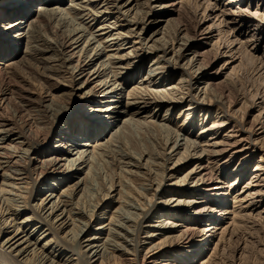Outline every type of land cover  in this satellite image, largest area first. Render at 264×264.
I'll return each instance as SVG.
<instances>
[{
  "label": "bare ground",
  "instance_id": "6f19581e",
  "mask_svg": "<svg viewBox=\"0 0 264 264\" xmlns=\"http://www.w3.org/2000/svg\"><path fill=\"white\" fill-rule=\"evenodd\" d=\"M35 1L40 0H0V48L6 51L5 53H10L14 49L16 54L21 44L25 43L28 48V51H19L21 55L17 57L18 54L15 57L14 63L6 68H0V79L6 80L5 78L8 79L10 74L14 75V72H17V70L14 71L16 67L24 65L23 69L28 67L35 69L26 60L32 57L42 66L41 69L44 72L41 71V76L46 80L45 84H41L39 89L41 91L38 92L40 95L45 93V97L24 88L22 92L21 89L20 92L27 99L25 103L19 100L25 104L24 106L11 103V94L1 91L0 179L3 183H1L2 187L0 186V194L13 193L18 200L24 201L17 200L18 203L26 204L22 206L23 209L25 207L23 211L20 208L8 209V212L0 211V219L4 220L1 223L2 233L5 234V239L0 242V249L4 251L0 253L5 255L8 261L4 264H34L35 261L44 264H96L98 262L99 264H136L137 262L165 264L166 259L171 256L182 260V257H185L183 253H198L201 246L198 239L209 230L207 228L200 230L194 226L213 220L210 214L215 213L216 209L211 202L223 203L221 199L224 200L226 192L221 190L222 182H219V179L231 172L236 174L235 177L238 180L241 177L239 174L247 168L249 162L247 153L256 149L251 145L252 125L246 128L247 130L244 129L248 132L243 130V133H248V137H242V134H239L242 132L240 127L242 126L243 129L245 126L244 124L239 126L241 123L237 121L236 114L231 115L232 106L237 102L238 97L230 91L228 94L224 91L228 77L224 81L219 79V75H223L222 71L226 68L212 71L210 65L201 58L200 48L209 40L206 38L208 31L197 28L199 32H196V29L195 32L198 35L193 32L196 36L190 37V29H183L176 21L177 19L170 17L174 16L173 8L176 6L172 0H147V8H139L136 11L137 0H78L81 4L77 5L75 1L68 0L73 3L70 8L64 7L63 0H43L46 6L33 11L29 8ZM123 1L125 3L122 5ZM206 1L208 6L205 10L208 11L211 8V0H204ZM234 1L237 0H231L230 3ZM99 6L102 7L99 8ZM200 7L202 6L198 2L196 12ZM220 8L219 3H216L211 11H220ZM234 14H236L235 11ZM79 15L90 17L92 21H95L94 17H99L98 21L101 24L99 29L92 32L93 28L78 24L77 20H81ZM115 15H117L114 17L115 22L121 19L119 16H122L125 18L124 23L120 25L113 23L110 17ZM226 20H230V22L227 21L228 24L226 23L228 31L234 32L231 22H237L236 19ZM67 21H71L69 30L66 29ZM83 21L84 19L82 23H85ZM174 25L178 27L172 39L169 37L168 30L172 31L171 28ZM141 26L143 27L140 34L135 32ZM222 31L220 32L224 37ZM40 32L44 33L46 38L43 40L48 41L49 50H41L40 45H35L37 38L35 35H41ZM218 39L222 40V37ZM200 40H203V44L198 48L200 42L197 41ZM125 45L130 47H124ZM137 45H139L138 48H136ZM99 46H102L100 50H98ZM123 52L126 54L121 55ZM160 53L161 56H157ZM246 54L248 55V52ZM152 55V68L156 67L149 72L155 74L151 76L149 73L146 79L138 81L135 73L143 68L145 57ZM18 59L20 60L16 61ZM232 63L226 62L229 66ZM159 70L160 72H157ZM123 72L124 74L126 72V75L121 77ZM177 74L178 81L172 84L171 81H174ZM55 78L62 81H53ZM40 83L43 82L40 81ZM132 83L135 86L127 90L126 87ZM57 101L61 103H56ZM74 103H76L75 108H73ZM7 104H12V110H9ZM78 105L80 107L77 109ZM183 105L187 107L180 112L189 113L186 116L192 130L199 126L196 122L198 116L195 113L197 112L203 111L207 116L212 113L211 117L216 119L212 125H204L205 119L198 120L201 126L200 136L206 139L205 141L199 142L197 139L193 141L189 137L190 132L181 135L168 127L169 113ZM92 106L98 108L94 115L90 114L91 109L87 110ZM152 106H156L153 113L141 116ZM215 107L217 110L214 112L212 109ZM161 109H165L166 115L157 123L154 121V118H157L154 114ZM7 110L11 112L8 117L4 114ZM67 113L73 117L71 122L66 120ZM103 120L106 122L103 123ZM141 122L147 125L153 124L152 127H156V130L161 131L160 133L165 132L170 135L168 137L166 134L168 138L165 137L167 142L165 141L166 144H164V160L162 161L169 163L176 158L174 165L172 167L164 163L155 165L153 163L155 161L142 156L143 154H140V159L135 157L137 154L132 156L130 153H123L121 159L112 157L111 162L116 164L112 165L122 168L121 175L127 174L123 175V178L131 176L132 183L140 181L143 185L139 184L141 187L136 189L120 181L114 186L110 185L109 188L106 186V193L95 199L97 201L92 208L86 212L81 211V194L88 185V183L85 184L88 176L93 174L90 172L92 167L90 163L95 162L96 156L106 159L108 152L122 137L121 134L129 128V124ZM229 125H233V129L228 130L219 140L216 135ZM108 134L110 137L107 139ZM53 138L55 141L51 142ZM158 155L160 157L162 154ZM158 157L156 160H159ZM212 161L223 164V170H219L220 176L216 178L209 171ZM190 164L192 168L185 169L184 172L187 171L182 178H176L182 168ZM153 165L157 172H161V177L157 174V178H161L158 182L153 174V171L156 173ZM83 167L87 168L83 181L81 179L74 185L71 184L72 179ZM257 169L260 170L256 171H264V169L261 170L262 168ZM123 178L121 177V180ZM173 179L178 180L173 181ZM166 180L167 182H164ZM47 181H52V184ZM65 182L68 189L58 196H53L54 188ZM124 182L127 181L124 180ZM117 185L120 186L119 204L124 198L127 200L128 194L137 199L134 198L137 206L133 204V207L131 201L130 206L137 211L135 215H138V219L137 221L128 219L129 226H120L122 233H117L115 230L116 235L113 234L114 240L111 241L114 242L113 244L105 242L106 238H102V235H105V232L108 233L113 224L117 225L115 223L117 218L114 217L116 214L109 215L107 218L109 224H107L103 220L107 216L108 209L102 213L103 217L100 219L96 211L102 206L101 202L107 201L112 192L117 190ZM43 187L49 188V193L45 199L42 198L34 204L30 200L35 201V194L40 196L43 193L40 189ZM147 192L153 193V198L161 196V204L164 205L153 203L154 199L150 201L147 198ZM184 193L189 194L190 199L184 201L173 199ZM166 194H169L170 198L165 199ZM199 197H202L201 200ZM10 199L16 200L14 197ZM111 199L114 200V197ZM125 202L122 204L124 208L127 207ZM6 203L11 205L10 202ZM117 211L118 209L115 213ZM228 211L229 209H224L220 213L226 215ZM122 213L125 215L124 212ZM22 215L25 217L21 218ZM75 216L86 217L87 221L78 225V218ZM177 217L182 220L173 221ZM120 218L119 216L118 219ZM153 218L157 220L156 225L152 224L155 222ZM95 222L98 228L93 230L91 223ZM134 225L138 231L137 236L135 231L130 230ZM29 227L34 230H31V234L26 231ZM220 229L216 227V230ZM142 234H145V237L141 240ZM131 256L135 258L131 259Z\"/></svg>",
  "mask_w": 264,
  "mask_h": 264
},
{
  "label": "rangeland",
  "instance_id": "374dc122",
  "mask_svg": "<svg viewBox=\"0 0 264 264\" xmlns=\"http://www.w3.org/2000/svg\"><path fill=\"white\" fill-rule=\"evenodd\" d=\"M63 1H64V5H65L64 7L65 8H70L71 5H73V3H71L68 0H63ZM71 1H75V5L81 4V2L78 0H71ZM124 1L122 2V5L125 3ZM130 1H133V0H130ZM137 1H138V6L137 5L135 6V11H136V9H139V8L140 9L143 7H145V9L147 8V5H146L147 0H137ZM230 1L231 0H211V5H210L211 8H209L208 11H206L205 9L208 6V3H207L208 1L204 2V0H187V1L186 0H172V2L176 4V6L173 8V11H175L174 16H170V17H174L175 19H177L176 21H178V24L181 25V27L183 29L184 28L190 29L189 30L190 35H191L190 37H192V36L195 37L196 35H194V34L198 30H200V28H201V30L208 31L206 34V38H209V40L206 41V43L203 45L204 47L202 46L200 48L201 44H203V40L197 41V42H200V45H198L197 47L200 48V52L202 53L201 58L208 65H210L212 71L219 70V68L221 69L222 67L226 68L224 71H222L224 74L219 75V79L224 81L225 79H227L226 77H228L229 83L227 82L225 84V86L227 85L229 87L226 86L227 87L226 88L224 86L225 87V88L223 87L224 91H226L227 94L232 92V94H234L236 97H238V98H236L237 104L235 103L236 105L233 104V106H232L233 113L231 115L236 114V119H238L237 121L239 122V124L241 123L239 126L244 124L243 126H245V128L242 129V126H241L240 129L242 130V132L239 133V134H242L241 135L242 137H248V133H243V132L245 130H247L252 125L253 130H252V135L250 136V138L252 140L251 145L255 146L256 149H254V150L252 149L250 151V153H247V154H249V162H248L247 168H244L243 172L241 174H239V175H241V177L238 180H236V177H235L236 174H232L231 172L229 174L226 173L223 178L219 179V182L220 181L222 182V184H220L221 190L223 192H226L224 200L221 199L223 203L216 204V203L211 202L212 206L215 207V209H216L215 213L210 214V217L213 220L211 219L212 221H210V222H207V223L202 224V225L194 226L200 230H202L203 228H207V230H209V231H206L204 236H200L198 239V240H200L198 242L201 245L198 249L199 250L198 253H196V254L183 253L185 255V257H182V260H177L176 258L171 256V258L169 257L166 259V261L164 262L165 264H264V171H256V170H260L257 168H262L261 170L264 169V0H237V1H234V3H232V2L230 3ZM110 2H112V1H110ZM198 2H200L202 7H200L198 12H196L195 9H196V5ZM216 3H219V5L221 6L220 11L219 10H217V11L214 10L215 12L211 11L213 5ZM45 4L46 3H44L43 0H40L38 2L35 1L34 3L31 4L32 6L29 9H32L33 11H37V9L45 7L46 6ZM101 7L102 6H99V8H101ZM77 8H79V7H77ZM26 10H27V8H26ZM148 11H149V9H148ZM234 11L236 14L233 15ZM223 14H225V15H223ZM222 15H223V17H222ZM116 16L117 15L110 17V20L111 21L113 20V23H115V24L119 23V25L121 23H124L125 18L122 16H119V18H121V19H118L119 21L116 20L117 22H115L114 17H116ZM15 18H17V17H15ZM15 18H12V20H15ZM80 18H81V20H77V23L84 25L85 27L93 28L92 32L97 31L101 25L100 22L98 21L99 17L98 18L94 17L95 21H92V18H90V17H84V16L79 15V19ZM228 18L229 19L235 18L237 21V22H231V23H233L231 25L232 27L231 26H229V27L235 29V31L234 32L232 31L231 33H230V31H228L229 29L226 27L227 26L226 23L228 24V22H230V20L229 21L226 20ZM83 19H84L83 22H85V23H82ZM220 23H221V25H220ZM66 24H67L66 29L68 28L67 30H69L70 29L69 25L71 24V21L70 22L67 21ZM182 25L185 27H183ZM229 25H230V23H229ZM142 27L143 26L138 27L135 30V32L140 34V32L142 31ZM177 27L178 26L174 25L171 28L172 31L170 29L168 30V32L171 33V34L169 33V37L172 38L175 36L174 33L177 31ZM197 28H198V30H197ZM195 29H196V32H195ZM226 29H227V31H226ZM126 31H127V29H126ZM220 31L226 33V34L223 33L224 37L222 36ZM193 32H195V33H193ZM40 33H41V35L40 34L35 35L38 38V39L36 38L37 40L35 39V41H36L35 45L36 44L40 45L41 50L42 49L43 50L44 49L49 50L48 41L43 40L46 38L44 36V33L43 32H40ZM219 37H222V40L218 39ZM40 39H42V40H40ZM172 39H169V40L171 41ZM45 45L47 47H45ZM130 45H132V43H130ZM130 45H125L124 47H126V46L130 47ZM138 47H139V45H137L136 48H138ZM101 48H102V46H99L98 50H100ZM20 50L23 52L28 51V48L25 45V43H23V44H21V46H19V51ZM19 51L16 54L14 52V49H13L12 52L9 53L7 51L8 53H5L6 51L4 52L0 48V68H6L7 66L14 63L15 59H16L15 57L18 54L19 55L17 57H19L21 55ZM139 51L140 50H138V52ZM91 52H93L92 48H91ZM247 52H248V55L250 54L249 56L246 54ZM6 54H7V56L9 55V57H7ZM124 54H126V53L123 52L121 55H124ZM157 56H161V53ZM152 57H153V55L149 56L148 58L145 57L146 60H145V63L143 64V68H140L139 69L140 71L137 70L138 72L135 73V76H137L136 78L138 79V81H140L142 79H146V77L150 73L149 72L150 69H154L156 67L155 66L152 68V66H153ZM19 60L20 59H18L16 61H19ZM26 60H27V62H29V65L33 66L35 69L37 67V69L36 70L30 69L29 67L23 69V67H24V65H23L21 67H16V69L14 70V71L17 70L16 73L18 75L14 72V75L10 74L8 79L7 78H5L6 80L0 79V96H1V91H3L2 93H8L9 92L11 94V103L14 102L15 104L23 105V106L25 105L23 103H25V100H27V99H25L23 96L24 94H22V92H24L22 88H24V90L25 89L31 90V91L35 92L36 95H40V94H38V92L41 91V90H39L40 86H41V84H45V81H46L45 78L41 76V73H42L41 71L44 72V70L41 69L42 66L40 64H38V62L32 57H28V58H26ZM227 61L233 62L232 65H230V66L227 65L226 64ZM157 72H160V70ZM152 74H155V73L151 72L150 75L152 76ZM178 74L176 75V78L174 79V81H171V82H173L172 84H175L178 81V78H179ZM125 75H126V72H125V74L123 72V74H121V77H124ZM56 80L62 81L61 79H58V78H55V80H53V81H56ZM40 81H42L43 83H40ZM169 82L170 81H168V83ZM165 83L167 84V81ZM134 86H135V84L132 83L128 87H126V89L127 90L131 89ZM21 89H22V92H20ZM16 92H18V94ZM43 92H45V91H43ZM20 94H22V95H20ZM44 95H46V94L42 93L40 96L42 97ZM16 97H18V98H16ZM19 100H21L23 103ZM0 101L2 102V97H0ZM56 103H61V101L60 102L57 101ZM6 106L9 107V110H12L11 109L12 104H10V105L7 104ZM75 107H76V103L73 104V108H75ZM79 107L80 106L78 105L77 109ZM186 107H187V105L179 106L176 109H174V111L172 110L171 113H169V115L167 116V122H169L167 124L168 127L170 129H172L173 131H177V132L181 133V135H184L185 132H187V133L190 132L189 137L193 141H195L196 139L199 142L205 141L206 139H203L202 136H200L201 126L199 124L200 121H198V120L205 119L204 125H206V124L212 125L215 123L216 119L211 117L212 113L207 116V115H205V112L203 113V111H201L199 113L197 112V113H195V115L198 116L196 119V122H198L197 125H199V126L197 128H195V130H192V129H190V126H191L190 121L187 120V116H186L189 113L180 112V110H182L183 108H186ZM90 109H91L90 114L94 115L95 110H97L98 108H94V106H92L91 108L90 107L87 108L88 111ZM154 109H156V106H152L151 108H149L147 113H145V114L143 113L141 116H143V115L145 116V115L153 113ZM226 109L227 108L225 107V110ZM216 110H217L216 107L212 109V111H214V112ZM7 111H6V113L4 112V114H6V116L8 117L11 115L10 114L11 112L8 111V113H7ZM67 114H68V117L66 118V120H67V122H71L73 117H70L69 113H67ZM165 115H166L165 109L155 111L154 116L155 117L157 116V118H154V121L159 123L160 120ZM201 115H203V116H201ZM213 117H214V113H213ZM126 119H128V118H126ZM104 122H106V120L105 121L103 120V123ZM141 123L129 124L130 126H132V128H130V126H128L129 128L126 130V132L121 134L122 137H120L118 139V141L116 143L117 145L115 144L116 147L114 146L113 148H111V150H110L111 152L110 151L108 152V157H106V159H105V157L96 156V158H95L96 160L94 159L95 162L90 163V167L92 165L90 172L93 174L88 173V175L89 174L90 175L87 178L88 181L85 182V184L87 185V183H88V185L87 186L84 185V186H86L85 187L86 189H85V191H83L86 194L82 193L83 196L81 194V197H82V199L80 200V202L82 201L80 203V204H82L80 207L81 211L86 212L87 210H90L92 208V206L95 204V201H97L95 199L97 197L99 198V195L103 196L107 191L106 188L107 187L109 188L110 185L114 186L115 184L119 183L120 181H122V183L125 184L126 186L128 185V186H130L132 188H136V189H139L141 187V185H143V183L141 184L140 181H137V182L133 181L135 184L132 183V177L131 176H126V178H123V175L125 176L127 174H125L124 172H123L124 173L123 175L120 174L122 172V170H121L122 168L120 169V168H117L118 166H113L116 164H114V162H111L112 157L116 156L117 158L121 159L123 153L124 154L130 153V155H132V156H135V154H137V156H135V157H137V159H140L139 158L141 156L140 154H143L142 156H144L146 158L147 157L150 158L149 160H151V161H155V162H153L155 165L158 163H160V164L164 163L165 165H167L169 167H172V165H174V161H176V158H174L175 160H173L169 163L168 162L165 163L164 161H162V160H164V158H163L164 157L163 148H165L164 144H166V142H167L165 137H167V136L169 137L170 135L168 133H165V132H162L163 134L160 133L161 131L156 130V127H152L153 124H149L150 125V127H149V125L144 124V122H141ZM162 123H165V122H162ZM136 124L137 125L139 124L140 126H137ZM141 126H143V127H141ZM232 127H233V125H229L223 129H221L218 132V134L216 135L217 138L219 140H221L228 130L233 129ZM153 128H155V129L153 130ZM245 132H248V131H245ZM166 134H168V135L166 136ZM234 134L235 133H233V135ZM109 137H110V135L108 134L106 138L108 139ZM13 138H15V137H13ZM54 141H55L54 138L51 139V142H54ZM162 145L164 147H162ZM116 148H118V149H116ZM45 149H42V150L44 151ZM47 149H49V148H47ZM159 150H161V151H159ZM155 151H157V152L155 153ZM145 152H146V154H144ZM159 152H161V153H159ZM147 153L148 154L150 153V154L148 155ZM151 154H153V155H151ZM158 154H160V155L162 154L163 156L161 155L160 157H158L159 156ZM86 155L87 154H85V156ZM46 156H48V154H46ZM226 156L228 157L229 153ZM153 157H156V158L153 159ZM157 157L159 158V160H156ZM240 160H241V158H240ZM211 163L212 164L209 166V171H210V173L213 174L214 178H216L217 176H220L219 170L223 168L222 167L223 164L221 162H213V161ZM155 165L152 166L156 172V173H154V171H153V174H155L154 175L156 177L155 180H156V182H158V179L159 180L161 179L160 178L161 172H157V170L155 169L156 168ZM25 166H27V165L25 164ZM191 166L192 165L190 164V165H187L185 168H182V170L177 174L176 178L177 177H179V179L182 178L184 173ZM86 169L87 168L83 167L82 170L78 173V175H76L74 177V179H72L71 184L74 185L75 183L81 181V179L83 181V178L85 177ZM185 169H187V170L184 172ZM157 174L160 177L157 178V176H158ZM255 176H257V177H255ZM89 177H91V178H89ZM121 177L123 178V180H121ZM127 177H129L130 180L127 179ZM150 179L153 181L152 178H150ZM124 180L127 181L128 183L124 182ZM167 180L164 182H167ZM174 180H178V179H173V181ZM129 181H131V182H129ZM47 182L52 184V181H50V182L47 181ZM1 183H3V180L0 179V186L2 187ZM131 183L134 186H131L132 185ZM139 184H141V185H139ZM57 185H58V183H57ZM47 187H48V185H47ZM116 188H117V190L115 192H112V195L108 198L107 201L101 202V203H103L102 206H100V208L96 211V215L100 219L103 217V216H101L102 213H104V211H106V209H108L107 210V216L103 220L104 223H107V224H109V222L107 221V218L109 217V215L116 214L114 217L117 218V220L115 218L114 219H115V223L117 225L115 226V224H113L114 226L112 225L110 227V230L108 231V233L105 232V235H102V238H106V239H104L105 242L108 241V243H113V244H114V242H111L112 240H114L113 234L116 232L122 233L120 230V226H122V225L129 226V224L127 223L128 219L129 220L138 219V215H135V213L137 211L134 210V208H133L134 206L135 207L137 206V203H136L137 199L132 195L130 196L128 194V196H127L125 194L127 196V200L124 198V200H122L121 204H119L118 200H120L119 199V197H120V195H119L120 194L119 193L120 186L117 185ZM223 188H225V189H223ZM54 189H55V193L53 196H56V195L58 196V194H61L63 191H66L68 189L67 182L61 183L59 186H56ZM40 190L43 191V193H41L40 196H36V194H35V196H34L35 201H34V199L30 200L34 204L39 202L42 198L45 199L47 194L49 193L50 189L43 187V189H40ZM123 191H124L123 193H125V190H123ZM147 194H148L147 198L150 199V201H152V199H154L153 203H157L158 205H164V204H161V201H162V200H160L161 196H156L155 198H153V193L149 194L147 192ZM168 195L169 194L165 195V199L170 198ZM188 195H187V193L180 194L178 196L173 197V199L178 200V201L188 200V199H190V197ZM0 197H1L0 198V208L2 209L4 207L2 210H0L1 212H8L7 211L8 209L15 210L17 208H20L21 211L25 210V207L23 209L22 206H24L26 204L22 205V203H18V201L19 202H24V201L18 200L17 197L13 195V193H10L9 195L8 194H0ZM9 197L10 198L14 197V199H16V200L10 199ZM111 197H114V200H112ZM201 198L202 197H199L200 200H201ZM1 199L5 200L4 201L5 203ZM131 199H133V200H131ZM123 201L124 202L128 201V202H125L126 206H127L125 208L122 207V204H124ZM130 201L132 204L130 203ZM6 202H10L11 205H9V203H6ZM130 204L132 206L134 204V206L132 207V206H130ZM16 205H18V206H16ZM120 205H121V208H120ZM5 207H7V208H5ZM117 209H118V211L121 209L119 211L120 213H118V211H117V213H115ZM224 209H229V211H228L229 213L226 215H223V213H220ZM122 212H124L125 215H123ZM177 213H181V212L177 211ZM119 216L121 218L123 217L122 218L123 222L121 221V218L118 219ZM23 217H25V216L22 215L21 218H23ZM75 217L78 218V223H79V224L77 223L78 225H82V223L87 221L86 217H82V216L81 217L75 216ZM152 220L155 221L152 224L156 225L157 220L154 218ZM180 220H182V218H179V217L173 219V221H175V222L180 221ZM3 221L4 220L0 219V225H1L0 226V233H1L0 234V242L5 239V234L2 233V224L1 223H3ZM38 222L39 221H37V223ZM119 223H121V224H119ZM193 225H195V224H193ZM91 227L93 230H96V228H98V224L96 222L91 223ZM132 227H135V225L131 226L130 230L132 232L135 231V234L137 236L138 231H137L136 227L135 228H132ZM216 227H219L221 229L216 230ZM45 228L48 229V227H45ZM107 229L108 228H106V230ZM31 230L34 231L33 228L31 229L30 227L28 229H26V231L30 234L32 233ZM115 230H116V232H115ZM109 232L111 235L109 234ZM41 233H42V231L39 233V235ZM35 234H36V232H35ZM114 235H116V234H114ZM143 237H145V234H142L140 236L141 240L143 239ZM80 239H82V236H80ZM80 239H79V241L82 242ZM204 239H206V240L202 241ZM71 245H70V248H72ZM81 245H82V243H81ZM82 247H83V245H82ZM74 248H75V246H74ZM57 249L59 250L60 248L58 247ZM76 249H77V246H76ZM67 250H70V249H67ZM3 251L4 250L0 249V252L3 253ZM68 252H70V251H68ZM174 255H176V254H174ZM1 257H3V258H1ZM5 257H6L5 255L1 254L0 264H4V263L8 262ZM8 257L12 259L11 256H8ZM64 257L65 256H63V258ZM134 258H135L134 256H131V259H134ZM34 264H44V263L40 262V261H35ZM96 264H99V262ZM136 264H141V263L137 262Z\"/></svg>",
  "mask_w": 264,
  "mask_h": 264
}]
</instances>
